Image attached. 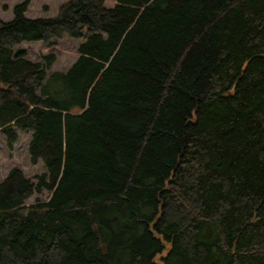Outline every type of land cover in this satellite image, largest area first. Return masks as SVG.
I'll list each match as a JSON object with an SVG mask.
<instances>
[{
    "label": "trees",
    "instance_id": "obj_1",
    "mask_svg": "<svg viewBox=\"0 0 264 264\" xmlns=\"http://www.w3.org/2000/svg\"><path fill=\"white\" fill-rule=\"evenodd\" d=\"M29 1L0 22V130L45 172L0 181V264H155L162 240L163 264H264V0ZM64 36L66 71L14 51Z\"/></svg>",
    "mask_w": 264,
    "mask_h": 264
},
{
    "label": "rangeland",
    "instance_id": "obj_2",
    "mask_svg": "<svg viewBox=\"0 0 264 264\" xmlns=\"http://www.w3.org/2000/svg\"><path fill=\"white\" fill-rule=\"evenodd\" d=\"M24 0H0V22H6L13 18V8ZM67 0H30L24 16L26 18H47L54 17L58 8ZM107 6H112L115 0H105ZM82 39L76 40L68 36L53 39L44 44L40 41L22 42L14 47V51H24L26 57L32 61L39 62L44 55H53L54 61L47 71H66L79 55L77 49ZM43 61V60H42ZM17 139L12 144L7 143L5 135L0 130V181L7 175L12 167L20 168L27 178L32 179L36 175L45 172L42 162L32 164L28 153V143L31 137V130H21L14 127ZM49 192L43 190L41 193H34L26 201L25 205L35 202L46 201Z\"/></svg>",
    "mask_w": 264,
    "mask_h": 264
},
{
    "label": "water",
    "instance_id": "obj_3",
    "mask_svg": "<svg viewBox=\"0 0 264 264\" xmlns=\"http://www.w3.org/2000/svg\"><path fill=\"white\" fill-rule=\"evenodd\" d=\"M164 249L161 253H157L154 258L152 259V262L155 264H163L162 259H164L170 252L171 250V243H167L162 240ZM103 248V247H102Z\"/></svg>",
    "mask_w": 264,
    "mask_h": 264
}]
</instances>
